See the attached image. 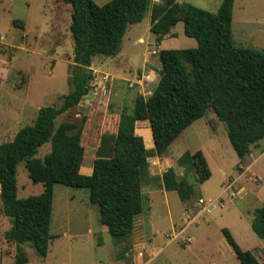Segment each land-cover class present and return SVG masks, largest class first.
<instances>
[{"label":"rangeland","instance_id":"obj_1","mask_svg":"<svg viewBox=\"0 0 264 264\" xmlns=\"http://www.w3.org/2000/svg\"><path fill=\"white\" fill-rule=\"evenodd\" d=\"M94 1L103 5L110 0ZM178 1L215 13L222 0ZM71 13L70 4L57 0H0V144L32 123L40 107L60 106L63 95L72 90ZM150 16L149 11L129 26L118 54L94 57L90 92L56 119L57 124L81 123L86 117L84 174L92 171L102 136L116 132L122 111L132 113L137 97H147L157 87L159 51L198 44L185 34L183 22L157 44ZM16 19L23 27L13 24ZM232 34L237 45L264 51V0L234 1ZM136 133L144 137L149 157L142 177L144 208L133 232L125 238L112 236L100 222L98 205L90 202L89 189L55 184L49 252L42 257L30 244H22L29 259L25 264H241L221 231L224 227L264 264V239L251 227L255 210L264 206V153L260 155L264 138L241 160L225 124L212 110L186 128L161 156L155 153L147 122L137 124ZM50 149L48 142L36 156L42 158ZM198 150L211 172L202 183L192 159ZM171 167L193 187L186 200L163 185V174ZM17 182L21 198L44 188L32 182L24 162L18 165ZM10 227L0 195V264H16L17 245L5 238Z\"/></svg>","mask_w":264,"mask_h":264},{"label":"trees","instance_id":"obj_2","mask_svg":"<svg viewBox=\"0 0 264 264\" xmlns=\"http://www.w3.org/2000/svg\"><path fill=\"white\" fill-rule=\"evenodd\" d=\"M57 1L72 7L73 88L63 95L60 106L40 107L32 123L0 144V195L11 221L5 238L17 245L16 264L29 261L22 244H30L42 257L49 252L54 237L50 227L55 184L89 189L90 202L98 205L100 222L112 236L125 238L133 232L144 208L142 177L149 157L144 137L136 133L138 123L149 124L158 156L209 110L225 124L241 160L264 138V51L235 43V0H222L215 13L178 0H110L103 5L94 0ZM149 11L150 30L157 44L178 22H183L185 34L196 38L198 44L159 51L157 87L149 96L137 97L132 113L122 111L116 132L102 136L92 171L84 174L82 132L86 117L81 123L57 124L56 119L90 92L94 57L118 54L129 26L142 21ZM13 24L24 25L17 19ZM48 142L50 151L37 157L40 147ZM192 159L202 183L211 175L203 152L196 151ZM22 162L32 182L43 184L41 193L18 196L17 170ZM163 185L177 191L182 200L193 193V187L185 178L179 179L173 167L164 172ZM251 227L264 239V206L255 210ZM221 231L241 264H262L252 251L236 242L230 229Z\"/></svg>","mask_w":264,"mask_h":264},{"label":"crops","instance_id":"obj_3","mask_svg":"<svg viewBox=\"0 0 264 264\" xmlns=\"http://www.w3.org/2000/svg\"><path fill=\"white\" fill-rule=\"evenodd\" d=\"M139 40H142L141 37L139 38ZM138 124H143V123H138ZM263 153H264V151L261 152L260 155H263ZM81 169H82V168H81ZM103 225H104V224H102V226H103ZM102 228H103V227H102ZM103 230L106 231V227H105ZM138 254L141 255V256H143V252H142V251H139ZM135 259H136V261L139 259L137 254L135 255Z\"/></svg>","mask_w":264,"mask_h":264}]
</instances>
